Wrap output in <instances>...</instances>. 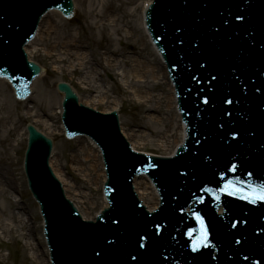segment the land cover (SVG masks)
<instances>
[{"label": "water", "instance_id": "95a60500", "mask_svg": "<svg viewBox=\"0 0 264 264\" xmlns=\"http://www.w3.org/2000/svg\"><path fill=\"white\" fill-rule=\"evenodd\" d=\"M51 5L63 12L72 10L71 0H0L1 70L12 77L19 93L40 70L26 61L22 45L33 34L37 17ZM237 15L245 19L235 20ZM147 24L167 62L180 107L191 114L190 139L175 158L135 153L119 131L115 112L97 114L77 105L70 87L59 83L58 89L64 92L65 125L90 134L101 148L111 205L95 221H82L48 167L51 141L28 125L25 168L46 220L52 264H264L261 200L252 203L234 197L229 201L235 214L218 216L223 222L216 221L207 197L204 203L197 202L203 185L223 186L221 173L243 181L238 187L264 184V0H157L148 12ZM212 76L216 79L211 80ZM228 98L232 104L225 102ZM120 126L123 130L121 122ZM232 131L240 135L232 137ZM232 164L237 166L233 173ZM140 170L147 171L162 189L161 206L152 213L138 204L131 190V178ZM181 178L186 179L184 186ZM142 180L151 182L144 175L134 178L133 187L141 200L138 185ZM227 202L222 199L224 207ZM188 206L192 211H185ZM214 206H219L218 201ZM195 212L204 217L209 239L225 248L221 256L212 259L210 248L192 251L187 231L199 227ZM141 237L148 239L142 242ZM140 242L145 247H139Z\"/></svg>", "mask_w": 264, "mask_h": 264}, {"label": "rangeland", "instance_id": "374dc122", "mask_svg": "<svg viewBox=\"0 0 264 264\" xmlns=\"http://www.w3.org/2000/svg\"><path fill=\"white\" fill-rule=\"evenodd\" d=\"M73 1L76 4V12L72 18L66 19L58 13L51 15L52 19L58 20L56 22L59 26L61 25V29L66 30H49L52 31L50 37L45 34L47 30H37L35 38L29 42V48H35L32 60L40 63L43 67V75H39L38 79L34 80L33 86H31L33 92L29 98L18 101L9 84L5 80H0V104H6L4 108L0 107V185L4 186L5 184L4 194L0 195V209L4 213L10 210L13 214L19 211L27 215L33 222L32 229L28 225L20 227L18 221L10 220L5 216L6 214L3 216V223L0 224V264H38L30 256V251L24 243L25 237H27L25 235L28 233L39 243L38 249H44L45 254L48 255L42 233V219L38 206L28 190L22 166L27 123H33L38 129L53 138L55 146L51 155V165L62 178L66 179L65 188L68 187V184L73 186V190L66 189L67 197L75 201L79 211L86 218H93L104 203L103 177L97 179V173H104L100 153L96 145L91 144L92 141L86 136L72 139L65 137L60 119L62 94L57 91L56 83L58 81L71 82L80 101L84 104L87 97L94 94V87L87 90L86 88L92 85L86 86L79 82L80 70L70 76L71 69L68 67L70 63H57L53 58H50L46 52L48 50L53 54L55 52L48 42L56 39L55 36H58L61 41L73 37V43L76 45L81 43L84 46V52L90 54L89 61L96 69L102 65L100 52L103 51L100 50L101 47L108 50L115 49L121 55L148 59L153 63L159 60L143 27L136 30V27L142 22L141 11L138 7L142 0H130V2H126L127 0H104L103 4L96 3L95 11L98 13L102 11L104 14L102 17H95L91 12H88L90 0ZM110 14L113 19H116L113 23L107 20ZM46 19L48 16L44 17L41 26L45 24ZM126 21L136 31L130 38L125 37ZM112 27H116L118 30H113ZM132 47L136 49L134 52ZM97 59L99 66L94 64ZM99 71L102 73L103 81L98 77L100 81L97 80L91 84L94 86L102 84L107 88V101L90 103L88 106L103 112L113 106V102L109 103L110 100L121 101L119 112L124 131L134 129L139 134L140 131H145L144 128L157 130L156 135L145 140L148 142L144 147L135 146L133 149L159 155L171 154L175 145H172L167 152L159 146L158 140L164 134L165 127L161 124L147 123L144 116L145 105L137 103L136 99L132 98L125 87L121 85L115 70L108 72L100 69ZM153 81L151 79L148 84L152 86L155 84ZM153 86L150 92L163 97V103L160 106L162 116L165 117V120L169 118L174 125L177 121L176 108L172 105L170 111V108L166 106L167 95L170 91L168 85L161 80ZM104 87L102 88L104 89ZM30 106H33L31 110H29ZM147 130L145 132H148ZM171 138L174 137L171 136ZM86 141L95 147L96 158L92 154L90 159L86 154L79 153L83 143L86 148ZM87 159L90 160L87 162ZM96 161L99 167L97 166L96 172H92L93 178L89 180L87 168L90 165L94 166V163L97 164ZM11 174L16 177V187H13L10 182ZM13 194L20 196V200L14 201ZM144 200L146 203L149 201L148 198Z\"/></svg>", "mask_w": 264, "mask_h": 264}, {"label": "bare ground", "instance_id": "6f19581e", "mask_svg": "<svg viewBox=\"0 0 264 264\" xmlns=\"http://www.w3.org/2000/svg\"><path fill=\"white\" fill-rule=\"evenodd\" d=\"M151 1L152 0H143V4L144 3L148 4ZM103 2L104 0H90L88 12H91L95 17L104 16L102 11H100L99 13L95 11L96 10L95 4L96 3L103 4ZM126 2H130V0L129 1L127 0ZM141 6H142V1L141 3H139L138 7L141 8ZM144 8L145 7L142 6V9H141L142 14L144 12ZM75 12H76V4H75ZM57 13H58L57 10H51L50 13H46L44 17L48 16V19L44 21L45 24H43L42 26L40 25L39 30H47L45 32L46 35L48 34L47 37L48 36L50 37L51 32H52L49 30H66L64 28L61 29L62 28L61 25L59 26L57 23L58 20L56 19L54 20L51 18L52 14H57ZM108 16L109 18L107 20L110 21V23L111 22L113 23L116 20V19H113V16L111 17V14ZM140 24L143 25V22H140ZM140 24L139 26L136 27V30L142 28V25L140 27ZM124 27L126 28L124 31L126 33L125 37L127 38H130V36H133V34L136 32L134 31L135 29H133L132 26L130 27L127 21ZM112 29L118 30V28L116 27L115 28L112 27ZM55 37L56 39L48 42V45L53 48L55 53L53 54L52 52L48 50L46 54L50 56V58H53L54 61L57 63L59 62L60 63H65V62L70 63L68 66L71 69L70 76L74 74L77 70H80V75L78 77L79 82L81 84H85L86 86L92 85L91 87L86 88L87 90H91V88L94 87V90H93L94 94H91L89 97H87L88 99L85 100V104L88 105L94 102L102 103L103 100L107 101V97H108L107 88L102 86V84H97L96 86H94V84H91V83H94V81L97 82V80L98 82L100 80L103 81V78L101 77L102 73L101 71H99L100 69H102V71H108V72L115 70L116 74L119 76V81L121 85L125 87V89L130 93L132 98H135L137 103H143L145 105L144 116H145L147 123L151 122L154 124H161L162 126L165 127L164 132H163L164 134L161 135V137L158 140L159 146H161L167 152L170 150L172 145H177L178 143L183 141L184 127L182 123L180 122V114L179 113L175 114L177 121H175L174 125H173V122L169 118H166L165 120V117L162 116V113L160 111V106L163 103L162 95L152 94L150 92V89L154 87L153 85L158 84L161 80H163L164 82H166V84L168 85V89L170 90L169 94L167 95V105L166 106L170 108V111H171L172 105L173 107H175V95H174L173 85H171L169 81L163 61L158 56V54H156V52L154 53L157 55L159 60L153 63L148 59H137V58H134L132 55H121V54H118L115 49L108 50L104 47H101L100 50L103 51V52H100V57L102 59V65L99 66L98 59H97V62L94 61V64L98 65L99 69H96L93 66V63L89 61L90 54L88 55L84 52L85 51L84 46L81 45V43L77 45L76 43H73V37L69 40L66 39L63 41H61L58 36H55ZM45 40H47V38H45ZM29 45L30 44L26 46V51H28L30 55V59H32V53L35 48L31 47L30 49ZM132 50L134 52L136 49L132 47ZM98 77L100 78V80ZM151 79L154 80L153 82H155V84H152V86L148 84ZM70 84L72 85L71 82ZM102 87H104V89ZM112 102H113V106L111 107V109H116L119 111L121 101L119 102L116 99H112L109 101V103H112ZM5 105H6L5 103L0 104V107L4 108ZM32 107L33 106H30L29 110H31ZM107 110H110V109H107ZM143 130L146 131L147 129L144 128ZM145 131H140L139 134H137V132H135L133 129V130L124 131V135L130 140L133 148L135 146L144 147V145L148 142V141L145 142V140H149L151 136H154L157 134L156 133L157 130L155 129L147 130L148 132H145ZM171 136L174 138H171ZM86 145L87 146L85 148L84 143H83L82 149L80 150L79 153L86 154L89 157L92 154L94 158H96L97 151L95 150V147L91 146L90 143H87ZM86 155L85 157H87ZM89 160L87 159V162ZM97 166H98V162L97 164L94 163V166L90 165L89 168H87V171H89V173H87L89 180L93 178L92 172L97 171ZM55 173L57 177L63 182V184L65 183L66 185L67 184L66 179L64 177L62 178L61 175L58 174L56 171ZM13 174H11L10 182L13 187H16L15 185L16 177H14ZM97 175H98V178H97L98 180L99 178L103 177V173H97ZM138 187H139V192L143 198V201L145 202L144 200L145 198L149 199L147 203L145 202L147 208L153 209L158 204V195L152 188L151 182L147 180H142L139 182ZM67 188L69 190H73L72 185L68 184ZM4 190H5V184L4 186L0 185V195L4 194ZM13 197H14L13 198L14 201H18L20 199V196H18L17 194H13ZM103 204L105 206L106 202H104ZM4 215L12 221H18L20 227L28 225L30 226L31 229L33 228V222H31L30 218L27 217V215H25L24 213H21L18 211L16 213L14 212L13 214V212L10 210L7 211V213H4L3 210L0 209V224L3 223ZM83 217H86V216L83 215ZM25 236L27 237H25L24 243L28 247L30 251L29 254L33 258V260L38 264H49V258L45 254L44 252L45 250L41 248L38 249L39 243L35 241V239L31 237L29 233Z\"/></svg>", "mask_w": 264, "mask_h": 264}, {"label": "snow or ice", "instance_id": "6c2138e0", "mask_svg": "<svg viewBox=\"0 0 264 264\" xmlns=\"http://www.w3.org/2000/svg\"><path fill=\"white\" fill-rule=\"evenodd\" d=\"M235 20L243 21L245 17L243 15H237L234 17ZM227 21H225L226 23ZM179 30V29H177ZM183 43V41H181ZM195 78V77H194ZM216 77L212 76L211 80H215ZM211 82V81H210ZM259 91V89H257ZM208 98L204 97V103H208ZM226 103L232 104L233 100L231 98H228L225 100ZM223 127V125H221ZM232 137H238L240 133L238 131H232L230 133ZM237 170V166L235 164L231 165L230 171L235 172ZM253 174L251 172L248 173V176L251 177ZM221 180H223V186L219 187L217 189H213L211 187H201L199 191L201 192H210L213 193V195L216 196V199L219 200L220 196L218 193H226L231 196H240L244 200H250L252 203H256L257 200H264V184L260 185H252L249 184L247 188L238 187V184H242L243 181H239V178L234 179H227V173H221L220 174ZM215 183L219 184L220 181H215ZM199 200H203L202 197H197ZM195 216V219L199 223L198 228H190L187 231L188 237L191 238V248L193 252H197L202 246L206 247L208 244V237L209 232L205 223L204 217L199 213L195 212L193 213ZM118 223V221L116 222ZM238 223V222H237ZM236 225L234 224L233 227ZM148 237H141L140 241L147 240ZM111 243V242H110ZM236 243H240L239 240L236 241ZM138 246L143 248L145 245L140 242L138 243ZM97 256H99V253H96ZM133 260H135V257H132Z\"/></svg>", "mask_w": 264, "mask_h": 264}]
</instances>
